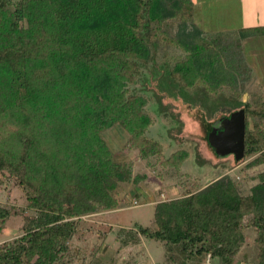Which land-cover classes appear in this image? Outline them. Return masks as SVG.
Segmentation results:
<instances>
[{
  "label": "trees",
  "instance_id": "16d2710c",
  "mask_svg": "<svg viewBox=\"0 0 264 264\" xmlns=\"http://www.w3.org/2000/svg\"><path fill=\"white\" fill-rule=\"evenodd\" d=\"M194 16V0H0V175L16 179L27 208L39 213L0 244V264H71L70 241L93 230L80 227L82 217L121 207L123 190H138L146 178L134 170L137 159L163 157L177 168L188 160L187 149L166 154L152 130L167 96L209 117L244 107L249 160L241 170L259 166L258 182L246 192L226 173L161 199L150 225L119 228L121 245L160 241L159 264H202L207 256L239 264L249 225L254 262L264 264V93L259 83L243 99L251 68L242 47L264 35V24L237 29L240 39L207 37ZM154 80L159 108L151 104ZM113 127L126 139L118 150L104 135ZM207 154L202 147L203 161ZM23 210L0 205V232ZM99 226L101 237L113 233Z\"/></svg>",
  "mask_w": 264,
  "mask_h": 264
},
{
  "label": "rangeland",
  "instance_id": "374dc122",
  "mask_svg": "<svg viewBox=\"0 0 264 264\" xmlns=\"http://www.w3.org/2000/svg\"><path fill=\"white\" fill-rule=\"evenodd\" d=\"M194 2V20L205 30L207 37H213L220 33L225 38L236 39L238 37L237 39H240L237 26L245 18L241 14L242 3L240 0H194ZM252 20H254L253 16ZM242 47L246 48L243 55L251 68L250 79L246 83L243 96L245 100L249 97L251 90L259 88V83L263 84L262 92L264 93V35L242 40ZM158 56L159 61H164L161 52L158 53ZM155 82L154 80L152 86L149 85L152 95L151 104L159 108ZM164 101L167 105L162 114L164 116L159 114L160 117H158L161 118V121L154 123L153 133L162 142L166 154L175 150L187 149L189 151L188 160L180 168H177L162 164L163 157H159V159L156 156L152 157L151 164L142 158L137 159L134 170L135 172L138 170L146 172V178L139 184L138 190L132 189L130 193H127L130 186L123 190L121 207L90 213L82 217L86 222H81L80 227L85 229L92 227L93 230L88 233L82 232L80 235L75 234L70 241L71 264H93L97 257L104 258L107 264H159L165 255L160 241L141 238L135 244L130 243L122 246L117 234L119 228H131L136 223L150 225L154 219L155 205L158 201L181 196L193 188H203L226 173H230L238 181H241L246 192L258 182V178L253 175L261 170L259 166L242 171L241 167L249 159L237 161L233 155L218 157L206 142L205 130L200 122L202 115L205 114L208 121H214L231 110L223 109L209 117L201 106L191 107L180 98L176 101L167 96ZM104 135L115 150L120 149L126 140L123 134L119 133L117 127L108 129ZM202 147L208 151V158H205V161L201 159L203 155H200ZM120 151L121 155L125 154L122 153L123 150ZM136 191L143 194L148 200L138 197L135 194ZM26 198V191L18 185L16 179H7L0 175V205L15 204L24 209L22 214L9 218L0 232V244L14 240L23 233L27 215L38 218L39 213L27 208ZM134 200L138 201L137 205ZM250 218L251 216L245 218L246 224ZM29 224H33V221H30ZM106 224L113 226V233L108 232L103 238L100 234L104 232V229L99 225ZM244 234L245 243L238 257L239 264H255L256 230L248 225ZM106 241L109 244L107 252L96 251V248ZM77 249L80 250L79 253L76 252ZM202 264H213L212 258L207 256Z\"/></svg>",
  "mask_w": 264,
  "mask_h": 264
},
{
  "label": "water",
  "instance_id": "95a60500",
  "mask_svg": "<svg viewBox=\"0 0 264 264\" xmlns=\"http://www.w3.org/2000/svg\"><path fill=\"white\" fill-rule=\"evenodd\" d=\"M205 138L210 149L218 157L233 155L237 161L245 156L246 113L240 107L224 113L214 121H208L205 114L200 118Z\"/></svg>",
  "mask_w": 264,
  "mask_h": 264
},
{
  "label": "crops",
  "instance_id": "0c3cea01",
  "mask_svg": "<svg viewBox=\"0 0 264 264\" xmlns=\"http://www.w3.org/2000/svg\"><path fill=\"white\" fill-rule=\"evenodd\" d=\"M240 2L242 3L241 14L245 18L237 26V29L264 24V0H256V3H254V0H240ZM252 16L254 20H252Z\"/></svg>",
  "mask_w": 264,
  "mask_h": 264
}]
</instances>
